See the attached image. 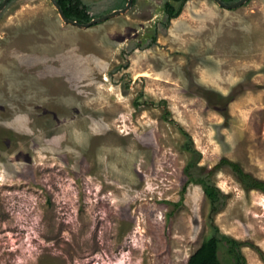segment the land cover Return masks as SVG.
Wrapping results in <instances>:
<instances>
[{"label": "rangeland", "instance_id": "rangeland-1", "mask_svg": "<svg viewBox=\"0 0 264 264\" xmlns=\"http://www.w3.org/2000/svg\"><path fill=\"white\" fill-rule=\"evenodd\" d=\"M165 1L88 28L50 0L0 13V264H187L216 235L264 264V192L220 165L264 181V0L168 26Z\"/></svg>", "mask_w": 264, "mask_h": 264}, {"label": "trees", "instance_id": "trees-1", "mask_svg": "<svg viewBox=\"0 0 264 264\" xmlns=\"http://www.w3.org/2000/svg\"><path fill=\"white\" fill-rule=\"evenodd\" d=\"M4 0H0V5ZM14 0H10L8 5ZM59 6L61 7L64 15L73 21H77L80 24H87L91 22L97 16L90 14V7L86 5L82 0H56ZM226 4H233L239 0H222ZM187 0H166L163 7V12L166 16L165 26H168V23L177 18L183 11L184 6ZM128 0H114L112 7L108 9V13L113 12L114 10H119L125 8ZM136 0H133L134 5ZM157 39V34L155 33L152 36L151 42L149 45L155 43ZM220 165H227L233 171L237 180L243 185L244 189L247 191L250 190H259L264 192V181L254 178L251 174L246 173L243 168L236 162L229 161L227 159H222ZM192 179H194L192 177ZM201 182V181H199ZM204 186L205 194L213 203L218 201L219 190L210 186L207 182H201ZM221 242L229 244L228 252L235 258L234 264H246L245 257L239 251L241 243L235 239H232L227 236H212L205 240L202 245L197 249V251L190 256L187 264H222L219 259V249ZM264 259V257H263Z\"/></svg>", "mask_w": 264, "mask_h": 264}, {"label": "water", "instance_id": "water-1", "mask_svg": "<svg viewBox=\"0 0 264 264\" xmlns=\"http://www.w3.org/2000/svg\"><path fill=\"white\" fill-rule=\"evenodd\" d=\"M10 0H4L2 2V4L0 5V13L2 11L5 10V8L7 7L8 3H9ZM53 4V6L55 7V9L57 10L58 12V15L60 17V19L67 25H71V26H76V27H79V28H88L90 26H93L95 24H98V23H101V22H104V21H107L109 19H112L114 17H118L120 15H124L126 14L132 7V4H133V0H128V3L127 5L125 6V8L123 9H119V10H114L113 12L107 14V15H104L102 17H99V18H96V19H93L91 22L87 23V24H80L79 22L77 21H73L71 19H68L61 7L59 6V4L57 3L56 0H50ZM219 6L223 7V8H226V9H236V8H239L243 5H245L247 2H249L250 0H239L233 4H226L224 3L222 0H214Z\"/></svg>", "mask_w": 264, "mask_h": 264}]
</instances>
